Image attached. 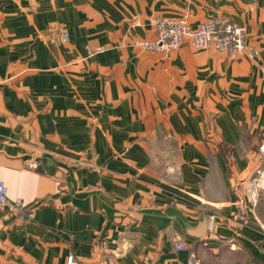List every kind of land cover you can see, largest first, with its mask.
Listing matches in <instances>:
<instances>
[{
  "label": "crops",
  "instance_id": "0c3cea01",
  "mask_svg": "<svg viewBox=\"0 0 264 264\" xmlns=\"http://www.w3.org/2000/svg\"><path fill=\"white\" fill-rule=\"evenodd\" d=\"M184 13L246 54L134 46ZM262 140L264 0H0V264H264Z\"/></svg>",
  "mask_w": 264,
  "mask_h": 264
},
{
  "label": "built area",
  "instance_id": "2783aa9c",
  "mask_svg": "<svg viewBox=\"0 0 264 264\" xmlns=\"http://www.w3.org/2000/svg\"><path fill=\"white\" fill-rule=\"evenodd\" d=\"M151 26L155 32L152 39H137L134 46L157 52H170L178 49L188 41L194 48L203 50L210 46L226 52L231 59H238L246 54V28L228 16H211L198 26H193L187 13L179 17L156 16L151 19ZM68 37L64 34V40ZM259 155L264 161V140L259 146ZM241 184L235 189L242 187ZM246 195L251 209L257 206L260 196H264V166L256 168L255 173L246 179ZM9 209L24 213L25 204L22 200H10L8 188L0 179V212ZM32 218L33 214L25 215ZM243 217V215H241ZM177 248L186 250L188 246L182 242ZM66 264H85L71 253L66 257ZM192 264H195L193 261Z\"/></svg>",
  "mask_w": 264,
  "mask_h": 264
},
{
  "label": "rangeland",
  "instance_id": "374dc122",
  "mask_svg": "<svg viewBox=\"0 0 264 264\" xmlns=\"http://www.w3.org/2000/svg\"><path fill=\"white\" fill-rule=\"evenodd\" d=\"M261 196H262V195H261ZM261 196H260V197H261ZM259 199H260V198H259ZM257 204H258V203H257Z\"/></svg>",
  "mask_w": 264,
  "mask_h": 264
}]
</instances>
